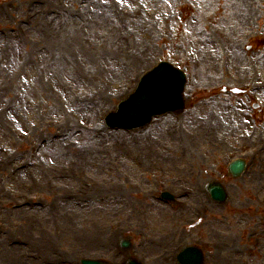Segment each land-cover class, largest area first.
<instances>
[{"label": "rangeland", "instance_id": "obj_1", "mask_svg": "<svg viewBox=\"0 0 264 264\" xmlns=\"http://www.w3.org/2000/svg\"><path fill=\"white\" fill-rule=\"evenodd\" d=\"M159 61L186 74L184 112L107 128ZM192 244L264 264V0H0V264H176Z\"/></svg>", "mask_w": 264, "mask_h": 264}, {"label": "water", "instance_id": "obj_2", "mask_svg": "<svg viewBox=\"0 0 264 264\" xmlns=\"http://www.w3.org/2000/svg\"><path fill=\"white\" fill-rule=\"evenodd\" d=\"M185 76L165 62L145 73L137 87L116 110L105 116V124L109 128L136 129L148 124L153 116L183 109L182 90ZM244 169V163L236 161L229 167L233 177H237ZM211 195L215 201H225L226 195L218 184L211 185ZM172 199L166 193L161 194ZM202 254L195 248H188L178 256L183 264H201ZM82 264H105L98 261H83Z\"/></svg>", "mask_w": 264, "mask_h": 264}]
</instances>
